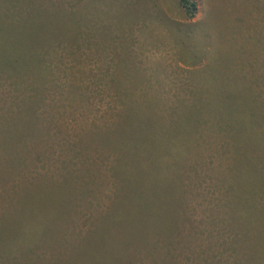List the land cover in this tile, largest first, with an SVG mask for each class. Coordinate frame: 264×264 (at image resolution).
Segmentation results:
<instances>
[{
	"label": "rangeland",
	"instance_id": "rangeland-1",
	"mask_svg": "<svg viewBox=\"0 0 264 264\" xmlns=\"http://www.w3.org/2000/svg\"><path fill=\"white\" fill-rule=\"evenodd\" d=\"M54 1L64 12L77 14L78 36L74 42L53 41L42 57L41 75L0 71V117L35 100L43 124L38 145L46 150L32 154L33 163L21 164L13 179L22 180L26 170L33 178H68L78 189L70 196L71 219L58 243L64 247L112 201V159L90 139L101 129L115 128L130 105L143 109L160 102L173 112L189 98L188 90L206 88L205 96L214 103L217 87L238 86L247 89L264 117V0H191L196 2L193 18L181 0ZM23 5L0 0L3 22L20 20L28 10ZM32 84L39 86L38 93ZM241 111L235 118L250 128L248 113ZM222 135L209 124L195 145L199 155L185 178L186 218L180 232L171 244L142 252L132 264H255L256 255L264 253V231H242L229 210L223 169L231 148L222 146L227 140ZM260 166L264 169V158ZM15 187L9 185L8 192ZM257 204L264 216V195Z\"/></svg>",
	"mask_w": 264,
	"mask_h": 264
},
{
	"label": "trees",
	"instance_id": "trees-1",
	"mask_svg": "<svg viewBox=\"0 0 264 264\" xmlns=\"http://www.w3.org/2000/svg\"><path fill=\"white\" fill-rule=\"evenodd\" d=\"M38 1L26 0L23 5L21 0L28 10L22 11L17 22L4 23L0 13V71L41 75L42 57L53 41L74 42L78 36L81 23L74 11L64 12L54 0ZM181 4L187 17L193 18L196 2L181 0ZM32 86L38 93L39 86ZM204 89L188 90L189 98L182 99L173 112L165 111L160 102L143 109L130 105L115 128L101 129L90 139L112 159L109 176L114 196L87 231L73 243H63L64 247L58 243L71 219L70 196L78 189L72 188L68 178L63 182L47 176L33 178L26 170L22 180H14L23 169L21 164L31 165L32 154L46 150L38 145L43 124L33 99H27V107L1 116L0 260L4 264H132L142 252L150 253L160 243L171 244L186 218L185 178L199 155L195 145L201 144L199 138L209 124L229 140V144L220 142L222 146L231 148L226 167L222 154L217 156L225 167L223 182L233 221L244 232L264 231V216L257 204L264 195L260 166L264 117L245 88L217 87L214 103ZM239 107L243 115L248 113L250 131L235 118ZM12 184L16 187L8 192ZM263 256L257 254L254 263L264 264Z\"/></svg>",
	"mask_w": 264,
	"mask_h": 264
}]
</instances>
